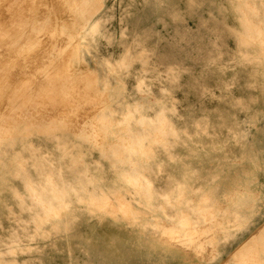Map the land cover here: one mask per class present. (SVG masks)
<instances>
[{
    "label": "rangeland",
    "instance_id": "obj_1",
    "mask_svg": "<svg viewBox=\"0 0 264 264\" xmlns=\"http://www.w3.org/2000/svg\"><path fill=\"white\" fill-rule=\"evenodd\" d=\"M0 264H264V0H0Z\"/></svg>",
    "mask_w": 264,
    "mask_h": 264
},
{
    "label": "bare ground",
    "instance_id": "obj_2",
    "mask_svg": "<svg viewBox=\"0 0 264 264\" xmlns=\"http://www.w3.org/2000/svg\"><path fill=\"white\" fill-rule=\"evenodd\" d=\"M17 20V19H16ZM17 22V21H16ZM63 31V30H62ZM55 32V31H54ZM189 224V223H188Z\"/></svg>",
    "mask_w": 264,
    "mask_h": 264
}]
</instances>
